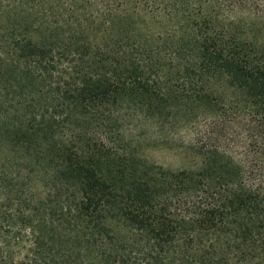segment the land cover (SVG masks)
<instances>
[{
    "label": "trees",
    "instance_id": "trees-1",
    "mask_svg": "<svg viewBox=\"0 0 264 264\" xmlns=\"http://www.w3.org/2000/svg\"><path fill=\"white\" fill-rule=\"evenodd\" d=\"M67 6L0 0V57L32 79L17 101L30 113L0 132L14 153L0 160V264H264V38L212 19L193 39L167 33L163 52L160 33L124 34L142 26L114 4L115 21ZM64 62L50 111L43 88ZM4 82L0 69V98ZM203 105L251 117L255 163L206 140L198 168L141 157L139 136L172 134Z\"/></svg>",
    "mask_w": 264,
    "mask_h": 264
},
{
    "label": "rangeland",
    "instance_id": "rangeland-1",
    "mask_svg": "<svg viewBox=\"0 0 264 264\" xmlns=\"http://www.w3.org/2000/svg\"><path fill=\"white\" fill-rule=\"evenodd\" d=\"M65 5H77L80 10L87 12L83 14V18H96L102 21H115L113 13L108 9L109 6L115 5L120 7L121 22L135 21L142 26L141 29L133 28V31L124 32L128 37L133 35H142L150 30L154 34L160 33L164 37L160 44L163 52H171L172 41L168 39L167 33L175 34L180 40L193 39L197 31V26L204 21H224L229 20L241 22L237 23L234 28L243 35L257 34L264 38V0H64ZM67 6V7H68ZM249 6L255 7L251 8ZM90 12L92 14L90 15ZM240 29V30H239ZM121 32V31H118ZM117 32V33H118ZM135 32V33H134ZM2 59H6L0 65L3 72L5 90L0 98V108L4 105H12V115L10 117H1L3 119L2 134H8L5 129L13 127V124L21 122L25 114H29L30 110L25 106L17 105V101L27 97L30 87L31 78H26L24 70L27 69L28 63L24 59L17 56H5L1 54ZM8 57V59H7ZM1 62V61H0ZM67 63L64 62L59 66V71H53V77L47 79V83L43 88V94L47 95L46 104L50 105L51 111L56 104L58 91H60L63 82L67 79L61 69H64ZM212 79L211 82H215ZM228 97H232L228 95ZM229 99V98H227ZM203 105L197 113L208 111L201 114L195 119H191L186 123H181L179 127L172 133H166L163 137L150 134L141 135L145 130L134 129L130 137L145 138L141 144L142 158L148 162L162 165L165 168L179 170L182 168H198L205 159L199 152L198 146H201V140H206L211 144L223 147L224 153L230 155L238 163L244 164L255 163L253 156L249 154V144L254 143L257 138L254 136L255 123L250 116L239 113L236 108L227 105V110H216ZM53 111V110H52ZM227 112V113H225ZM15 116L16 121H13ZM13 129V128H12ZM21 129V128H20ZM0 138V160L4 154L14 155L9 148L13 146L9 141L11 138L1 136ZM213 144V145H214ZM4 145V146H3ZM16 150L20 151L21 146H16ZM7 150V151H6ZM0 162V170L3 168ZM119 224L114 222V224ZM124 227L119 226L118 229L123 230ZM120 230V231H121Z\"/></svg>",
    "mask_w": 264,
    "mask_h": 264
}]
</instances>
